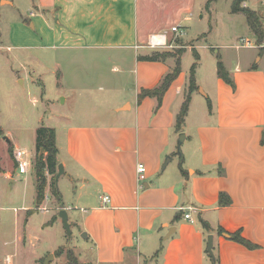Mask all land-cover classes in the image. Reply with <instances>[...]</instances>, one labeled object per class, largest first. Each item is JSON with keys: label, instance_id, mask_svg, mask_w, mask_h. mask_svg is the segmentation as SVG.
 Wrapping results in <instances>:
<instances>
[{"label": "crops", "instance_id": "crops-1", "mask_svg": "<svg viewBox=\"0 0 264 264\" xmlns=\"http://www.w3.org/2000/svg\"><path fill=\"white\" fill-rule=\"evenodd\" d=\"M204 3L202 0L197 8L196 0H0V48L12 62L30 67L32 84L34 80L41 83L47 71L55 74L56 93L65 96L63 103L85 97L87 92L111 99L112 105L102 111L60 114L65 120L53 126L57 161L72 180L75 178L78 192L72 204L61 197L52 219L40 228L61 221L58 212L64 208L70 227L86 233L84 249H91L83 259L76 255L80 264H205L209 234L213 235L218 264H264V144L260 143L264 128V36L258 43L246 23L257 46L248 38L245 40L251 45L237 46L255 50L253 56L244 61L238 58L231 66L223 61L234 86L223 81L216 70L207 82L206 94L202 92L208 110L201 111L204 119L193 127H186V119L194 93L201 86L197 79L200 61L194 73L197 88L190 93L189 69L188 76L180 71L159 105L153 96L138 99L142 89L159 85L176 63L175 56L155 61L140 57L177 47L171 31L174 25L184 30L181 38L185 41ZM243 5L260 15L264 30V0H245ZM212 11L209 15L216 21L223 19L224 14ZM240 16L231 10L225 13L230 24ZM155 33L165 34L171 47H148V38ZM183 47L180 64L187 50L197 52L194 45ZM83 62L88 69L85 77L69 73L70 66L83 67ZM188 93L184 123L177 128L176 117ZM44 101L47 108L54 106V100ZM50 112L48 120L57 118V113ZM180 132L185 135L183 147L190 148V153L186 156L184 151L183 163L180 160L174 167L170 163ZM7 145L8 151L11 147L28 152L17 139L9 138ZM167 157L171 159L164 165ZM138 162L146 169L142 183L137 181ZM16 171L14 158L0 156L4 179L20 180ZM75 171L81 176L75 177ZM31 172L30 168L19 173L24 176L17 185L18 209L26 212L24 223L35 212L49 210L45 199L36 206V176ZM220 192L230 197L229 204H218ZM103 196H108L107 202ZM186 212L193 222L183 217ZM199 218L212 230H204ZM218 226L240 231L256 247L218 235ZM18 237L24 244L28 242L26 235ZM29 239L32 245L39 242L37 235ZM59 247L64 250L56 255ZM47 251L53 254V261L55 256L66 257L67 245ZM34 257L31 264H43L44 256ZM6 258L10 256L6 254ZM209 260L208 264H213Z\"/></svg>", "mask_w": 264, "mask_h": 264}, {"label": "rangeland", "instance_id": "rangeland-1", "mask_svg": "<svg viewBox=\"0 0 264 264\" xmlns=\"http://www.w3.org/2000/svg\"><path fill=\"white\" fill-rule=\"evenodd\" d=\"M202 0H196V7L201 8ZM209 4V6H208ZM204 9L201 10L198 18L192 20L189 31L184 36L185 41L181 36L176 37V43L179 45L172 50H167L172 53V56L178 57L177 50L181 47L194 45L199 53L198 62V75L197 79L201 85L194 93V101L191 103L190 113L186 119L187 126L193 127L198 121L204 119L202 110H208V104L203 93L206 94L207 82H209L211 76L215 74L216 62L218 54L227 65H233L238 58L242 61L247 60L253 56L255 50L237 46L241 45L245 38L251 40L256 47V41L253 36L248 33L246 27V18L241 14L240 20H237L235 24H230L226 21L225 13L230 12L232 7L231 0H205ZM221 12L222 18L216 21L214 15H209V12L213 10ZM213 12V11H212ZM214 13V12H213ZM204 14V17H200ZM211 17V18H210ZM248 25V24H247ZM258 57H256L257 59ZM194 57L191 50H187L186 54L182 58L181 72L188 76V72ZM13 63V64H12ZM66 63V62H65ZM75 64H73L74 66ZM79 65V64H78ZM76 68L77 66H70L69 73H79V76L85 77L84 71H88L87 67ZM67 66V63L65 67ZM65 67L62 66V70L65 71ZM46 69V68H45ZM44 69V70H45ZM42 71L43 68L40 67ZM32 70L26 64L18 65L16 61H11V58L7 56L4 50L0 48V156L5 157L7 155L8 160H13L12 154L8 151L7 141L3 139V136L8 138L17 139L19 144L26 146L31 156L32 166L35 173V156L36 146L35 130L41 125L53 127L55 124L62 123L65 118L61 115H68L71 110L87 111V110H105L108 106L112 105L109 101L111 99H105L100 93L88 94L85 97L82 95L71 98L67 103H63L62 98L65 96H58L56 93L55 74L45 71L42 82L34 84L29 80ZM19 77L23 79V83L16 80ZM15 79V80H14ZM40 82V80H37ZM203 92V93H202ZM36 99L35 101L33 99ZM44 98H50L54 100V106H51V110L56 114L57 118L53 117L48 120V115L51 113L50 109L46 107ZM45 107H44V106ZM56 108V109H55ZM57 110V112L55 111ZM78 111V112H79ZM43 120H40V117ZM69 116V115H68ZM180 134V133H179ZM179 136V135H178ZM178 141V137H177ZM177 141L174 151V160L171 161V166L183 159L177 154ZM35 147V148H34ZM181 144V152L184 157V151L186 156L190 153V148ZM34 149V151H33ZM181 164V163H180ZM185 166V163L183 164ZM183 166V167H184ZM73 174L81 176L80 171H75ZM22 179L24 174H19ZM57 167L54 174H50L45 171L47 185L44 189L46 193L45 200L49 210L35 212L28 223H24L26 219V212L22 209H18L21 206L20 192L17 189V185L21 184L20 180H6L0 175V264H31L34 262L35 255L37 254L43 257L44 260L49 254L47 250L55 249L59 244L64 243L67 245V249L71 250L80 259H83L86 255L91 254V249H84V237L81 233H78L76 228L70 227V234H68L62 220L58 223H51L41 230L40 225L45 222H49L55 214L56 207L59 206L55 196L52 193L51 183L53 182L52 176L56 175ZM36 176V175H35ZM37 179V177H36ZM57 182V189L63 200L68 204H72L76 200L77 182L75 178L72 180L67 172L64 171L58 178H55L54 182ZM36 183L37 180H36ZM15 185V186H14ZM14 187V188H13ZM13 192V194H12ZM78 201V200H77ZM15 207V209H14ZM55 208V209H54ZM28 218V217H27ZM69 222V221H68ZM70 224V223H69ZM25 228V230H24ZM22 235H26L27 241L23 243ZM34 235L39 237V242L36 245H32L29 238H33ZM23 243V244H22ZM207 245V240L205 241ZM205 245V264L209 263L210 255L207 252ZM72 246V248H70ZM65 248V247H64ZM66 249V248H65ZM36 251V254H35ZM6 254L10 258H6ZM82 257H81V256ZM51 264H67V256H55Z\"/></svg>", "mask_w": 264, "mask_h": 264}, {"label": "trees", "instance_id": "trees-1", "mask_svg": "<svg viewBox=\"0 0 264 264\" xmlns=\"http://www.w3.org/2000/svg\"><path fill=\"white\" fill-rule=\"evenodd\" d=\"M245 0H233L232 2V7H231V13H241L245 16L246 22L248 24V27L250 31L255 35L257 38V42L261 43L263 36H264V30H263V24L261 22V17L260 15L253 9L244 6L243 2ZM184 51V47H181V49L177 50L178 56L182 54ZM172 56V53L167 50H162V51H153L151 54L147 56H142L140 57L141 59L145 60H162L165 59L166 57ZM194 56V62L192 63L190 67V73H189V82H188V92L190 93L194 89L197 88L196 83H195V69L197 65V61L199 59V54L194 51L193 52ZM217 57V74L218 76L223 79L226 83L231 85L232 87L234 86V82L229 76V73L227 69L225 68L220 56L216 54ZM181 71V66H180V58H176V63L174 68L166 73L159 85L153 87V88H145L142 89L138 95V99L141 100L145 96H153L157 98L158 105L161 102L162 96L171 84V82L178 76V74ZM189 93L186 95L185 100L183 101L180 111L176 117V126L177 128H180L182 124L184 123V119L187 113L188 105H189V100L190 96ZM1 132V130H0ZM260 143L264 144V128L261 133V139ZM35 146H36V156H35V175L37 177V182L36 183V206H40L42 204L43 200L45 199V193L44 189L47 185V179H46V174L45 171L47 170L48 173L54 174L55 169L58 165L57 161V146H56V140H55V129L52 127H48L45 125H41L40 127L36 128L35 130ZM10 152L12 153V148H9ZM42 150V152H41ZM53 182L51 183L52 187V193L55 196L56 200L58 203L61 202V198L56 186V183L54 182L55 176H52ZM230 197L224 193L220 192L219 198H218V204L220 206H224L230 203ZM199 222L204 230L211 231L212 228L209 225L207 221H205L202 218H199ZM216 233L218 235H224L227 236L229 239L234 240L248 248H255L256 245L253 244L252 242L248 241L245 239L240 231H235V232H229L222 228L221 226H218L216 228ZM63 247H59L56 250V255H59L63 252ZM214 254V251H213ZM66 256H67V264H80L78 261L77 256L71 251L68 250L66 251ZM41 264V263H40ZM213 264H218V257L214 254V262Z\"/></svg>", "mask_w": 264, "mask_h": 264}, {"label": "built area", "instance_id": "built-area-1", "mask_svg": "<svg viewBox=\"0 0 264 264\" xmlns=\"http://www.w3.org/2000/svg\"><path fill=\"white\" fill-rule=\"evenodd\" d=\"M171 31H173L174 33V39L176 37H180L185 34L184 30L178 25L172 26ZM241 45L248 46L251 44L249 43V41L244 40V42ZM147 46L153 49H162V48L171 47V45L168 43L166 39L165 34H162V33L151 34L148 38ZM12 154H13V158L15 160L16 168L18 172L26 173L32 166L31 156L29 152L21 148H14L12 150ZM145 170H146L145 165L143 163L138 162L136 164V175H137V181L139 183H142L146 178ZM102 200L103 202H107L108 196H103ZM183 217L189 222H193V219L191 218L189 212L184 213Z\"/></svg>", "mask_w": 264, "mask_h": 264}, {"label": "water", "instance_id": "water-1", "mask_svg": "<svg viewBox=\"0 0 264 264\" xmlns=\"http://www.w3.org/2000/svg\"><path fill=\"white\" fill-rule=\"evenodd\" d=\"M184 133L183 132H180L179 136H178V141H177V154L179 155V157L182 159L183 155H182V152H181V144L184 140ZM3 139L6 140V141H9V138L7 136H3ZM42 152V150H41ZM171 159V157H167L165 159V163L164 165H166L169 160ZM62 173H64V167H63V164L62 163H58L57 165V173L55 175V178H58ZM58 216L61 218L65 228L67 229L68 231V234H70V224L68 222V215H67V212L64 208H61L58 212ZM82 236L83 237H86V233H82ZM207 240V252L208 254L210 255V258L212 260V262H214V254H213V235L212 234H209L206 238ZM53 258V254H49L48 257L44 260V263L43 264H49L51 259Z\"/></svg>", "mask_w": 264, "mask_h": 264}]
</instances>
